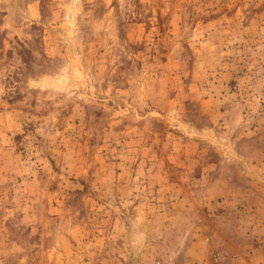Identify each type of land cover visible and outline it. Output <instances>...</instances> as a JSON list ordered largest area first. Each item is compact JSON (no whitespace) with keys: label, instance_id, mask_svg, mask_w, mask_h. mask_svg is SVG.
Returning <instances> with one entry per match:
<instances>
[{"label":"rangeland","instance_id":"1","mask_svg":"<svg viewBox=\"0 0 264 264\" xmlns=\"http://www.w3.org/2000/svg\"><path fill=\"white\" fill-rule=\"evenodd\" d=\"M0 264H264V0H0Z\"/></svg>","mask_w":264,"mask_h":264}]
</instances>
